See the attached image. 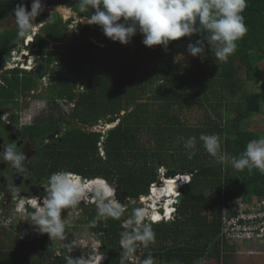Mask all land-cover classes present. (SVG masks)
Listing matches in <instances>:
<instances>
[{"label": "trees", "instance_id": "16d2710c", "mask_svg": "<svg viewBox=\"0 0 264 264\" xmlns=\"http://www.w3.org/2000/svg\"><path fill=\"white\" fill-rule=\"evenodd\" d=\"M44 1L48 7H66L82 19L91 15V11L79 12L77 0ZM17 3L19 0H0V24L15 20ZM27 3L30 10L31 0H27ZM243 15L249 31L238 42L237 51L227 63L216 60L206 46L207 59H189L187 66H184L185 62L173 64L177 46L195 43L201 39L198 35L171 41L167 49L163 46L149 48L143 45L140 34L134 36L129 44L123 45L105 37L99 26L88 24L80 26L78 35L67 44L65 40L72 20L64 23L61 17L53 16V21L46 23L42 29L45 37L38 35L35 39L34 50H37L33 51L42 59L46 58V64L42 63L37 68L42 75L57 76L58 82L49 89L47 97L77 102L73 119L87 127L97 125L104 117L108 118L107 124L119 122L106 138L100 132L88 133L73 125L68 127L60 139L39 146L38 173L47 179L53 172L68 169L84 177H101L114 181L128 199L136 201L148 195L149 186L158 182L160 167L181 175L191 174L193 180L182 192L177 219L170 224L153 225L155 242L166 244L172 239L179 248L157 256L149 248L146 252H151L154 258L167 256L169 261L177 260L183 264H195L200 259L210 257L219 259V247L221 243L224 244L220 237L225 204L236 199L248 202L252 195L263 197L264 174L257 169L252 172L247 169L239 171L232 164L226 166V171L221 165L206 166L204 160L207 156L203 155L204 151L200 152L199 145L202 144L199 135L206 134L203 129H186L183 132L187 137L197 134L198 150L193 159L189 160L186 153L178 155L176 150L182 149L184 142L174 150L168 141L170 137H177L172 133L182 132L175 127L180 122L167 113L156 118L153 146L139 144L138 137L149 112L146 104L142 103L144 99L159 101L164 105L187 103L189 109L194 103L201 107L209 105L215 112L224 105L228 115L225 124L217 126L216 130L224 138L225 151L232 157H239L250 140L260 137L244 129L243 123L250 117L263 115L264 80L260 92L245 94L243 101L233 99L243 92L246 83L260 81L256 68L264 61V0H248ZM49 17L48 14L38 17L36 22L40 23ZM16 34L17 26L2 32L0 30V70L6 67L12 51L23 41L17 40ZM54 63L58 64L56 69L51 67ZM3 82L0 99L12 102L18 95L23 97L37 89L38 79L16 69L5 72ZM77 88H83V92L78 93ZM227 97L233 103L226 104L224 100ZM130 109V114L123 118L121 113ZM47 110H51L47 119L40 118L41 121L29 130V135L34 139H44L58 129L54 124L55 116H51L54 108L50 106ZM232 112L235 113L234 117L230 116ZM130 119L135 120V123H131ZM220 126L224 128L219 129ZM99 144H103L106 152L104 161L99 157ZM173 150L176 154L168 155L167 151ZM205 169L210 172L201 175ZM121 222L103 221L107 228L100 227L97 230L105 233L108 264H120L121 254L117 249L119 234L125 231ZM2 230L4 234L7 233L6 229ZM24 244L26 247L23 252L16 248L7 252L0 247V264H66L68 254L59 258L54 256L50 262V247L41 241L27 239ZM27 250L39 252V259L30 258L25 253ZM69 255L79 259L76 255Z\"/></svg>", "mask_w": 264, "mask_h": 264}, {"label": "clouds", "instance_id": "9594fccd", "mask_svg": "<svg viewBox=\"0 0 264 264\" xmlns=\"http://www.w3.org/2000/svg\"><path fill=\"white\" fill-rule=\"evenodd\" d=\"M77 4L80 13L91 11V15L84 18L85 23L99 26L105 37L123 45L129 44L134 36L140 34L143 37V45L149 48L163 46L164 49H167L171 41L185 37L190 39L198 35L201 39L196 40L195 43L189 42L186 50L188 54L199 57L201 61L207 59V46V49L210 50L216 60L227 63L229 57L237 51L238 42L249 31L243 15L248 7V0H77ZM46 7L48 6L45 5L43 0H31L29 10L27 0H19L14 9L17 26L16 38L17 40L23 39L14 50L24 46L26 39H29V44L24 46L25 50L27 46H31L30 51L26 50L29 55L23 56L19 68L16 69L27 72L34 77L37 76V72H41L37 69L39 65L46 61V58L42 59L40 56L33 54V51L37 50V48L34 50L35 39L43 33L42 29L45 26H42L39 34L34 36L37 31L36 25L42 23L36 22L37 17L42 18L46 15L44 13L40 16ZM53 7L50 6L49 8L52 9ZM79 21L78 24H80ZM31 39L32 41H30ZM51 45L53 46V44ZM12 58L11 53V60L7 65L12 62ZM23 60H26V63L22 62ZM28 61H32L30 65ZM34 62H36V66L32 67ZM21 65H24V67L21 68ZM6 67L0 70L2 75H5L4 71H12H8ZM42 76L44 78L53 76L57 79V76L53 74ZM37 79L40 80L38 77ZM2 83L0 81V84ZM80 89L83 90V88H77L78 93ZM45 97L47 98V96ZM199 141L202 142L203 149L210 156L216 158L218 162L222 164L231 163L239 171L247 169L252 172L253 169H257L264 174V136L250 140L239 157H232L231 154L222 149L221 138L218 134L201 133ZM0 149H2L0 150V158L3 162L10 164L16 171L25 170V162L28 159L24 151L17 150L18 145L16 143L2 144ZM184 149L187 158L189 160L193 159L198 150L197 137H188L185 140ZM159 169L157 173L158 182L156 183L160 187L166 186L169 181H177L178 189L184 191L192 183L193 175L191 174L181 175L163 167ZM204 171H207L205 174L210 172L209 169ZM169 172H174L175 175L167 178ZM201 175L204 174L201 172ZM156 183L150 185L148 195L140 198L149 196L153 198L152 185H157ZM43 189V195L22 198L19 201L17 210L13 213L15 217L23 215L26 218L21 219V221L31 225L30 232L24 230V228L20 229V238L22 239L25 235L23 243L27 239L43 243L51 242L53 239L64 241L69 225L66 222L67 216L63 217L62 214L68 209L75 210L83 204L87 206L96 205V215L89 221V228H95L101 220H121V218H124L125 223L131 226L130 229L126 227V230L119 234L120 264H126V262H130V264H155V258L151 252L141 255L140 250L141 248L148 249L149 245L155 244L156 232L153 225L174 221L178 217L177 209L182 202L181 200L180 203H177L176 199L182 197V195L176 194L175 196L166 197L156 207H152L149 203L147 207H137L132 210L130 215H127V203L118 202L116 189L113 185L110 186L107 180L101 177L88 179L67 169L51 173ZM252 197L262 196L252 195L250 199ZM168 200L173 201L172 214L170 218H161V216H165L164 206ZM2 202L0 196L1 210L6 209L2 206ZM175 204H178V206L176 207ZM27 206L30 210L26 209ZM162 209H164V212L160 213ZM155 212H158L161 216ZM76 228L79 227L76 226ZM45 234H48L49 237L45 238ZM71 242L73 241L68 243ZM64 245L68 250L66 264L109 263V253L103 254V252L107 253L106 246H103L105 250H102L103 247L101 248L100 244L96 252L91 251V254H89L90 250L85 247H78L75 244ZM89 245L93 246V242L91 241ZM73 246L76 248L74 251L83 254V258L74 259L69 255L73 251ZM2 250L6 251V249ZM83 250L84 252H82Z\"/></svg>", "mask_w": 264, "mask_h": 264}, {"label": "rangeland", "instance_id": "374dc122", "mask_svg": "<svg viewBox=\"0 0 264 264\" xmlns=\"http://www.w3.org/2000/svg\"><path fill=\"white\" fill-rule=\"evenodd\" d=\"M43 12H45V14L50 15V17L47 18V21H45V22L42 21L43 23L52 22L53 16L61 17L63 19V22H66V23L70 22L72 20V22L70 23V25L68 27V36L66 37V40H65L67 42V44L69 43L70 40L74 39L75 36L78 35L79 29L81 26V23L77 24L78 21L81 19L79 14H75V13L71 12L70 9L65 8L63 6L62 7L54 6L52 9H50L49 7H46ZM69 19H71V20H69ZM82 22L84 23V19L82 20ZM84 24H87V23H84ZM40 26H41V24L36 26V27H40ZM12 27H16V20H11V21L0 24L1 32L4 29H8V28H12ZM65 41L63 43H65ZM187 44L188 43L181 44V45L177 46L178 52L174 58L173 64L185 62L184 66H187L189 59L195 58V57H193L187 53V50H186ZM42 63L46 64V62H42ZM34 66H36V62L33 63L32 67H34ZM56 66H57V64H54V65H52V68L56 69ZM256 69H257V75H258V78L260 79V81L246 83V85L244 86L243 92L241 94H239V96L236 99H233V101H243L245 99L244 98L245 94L248 95V94L260 92L261 82L264 80V61L261 63L260 66H257ZM4 73H5V71H4ZM56 80L57 79L53 78V76H51V78H48V76H47L46 78H44L43 81L39 80L38 84H37V89L35 90L34 98L32 100L28 99L27 102H24L22 104L23 108H25V110H26V111L24 110V112L27 115H33L32 120L35 123H39V121H41L42 118H44V120H46L47 115L50 114L51 110H47V108L50 109V107H46V104L48 103V99L45 96H46L48 90L52 87V85L54 83L58 82ZM50 83H51V85H50ZM82 92H83V90L80 89L79 93L81 94ZM25 96H29V94L25 95ZM31 97H33V95ZM58 100H59V102H55V100H53V101L51 100L53 103L52 107L54 108L52 113L54 114L56 119L60 116L61 120H65L66 118L64 117V115H65L64 113L71 114V111L76 112L77 108H75V102L69 103L67 101H62L60 99H58ZM233 101L229 97H227L224 100V102L226 104L227 103H233ZM142 103L146 104V107L149 110V112L147 114L148 118H145L146 123L144 124V129L141 131V134L139 135L138 140H139V144L147 145V147H151V146H153V144H155L154 136H155V131L157 129L155 127V121H156L157 117L159 118L158 115H160V117H161L162 114L167 113V115L169 117L174 116L180 122V124L178 126H175V127L179 130H182V132L179 134L172 133L171 135L177 136V137L175 139H172L170 137L169 139H171L172 141L171 140L168 141V143L171 142V145L174 147V150L176 147H179L178 145L182 144L183 142L185 143V140L188 138L185 135V133H183L186 129H195L196 128V129H199L200 131H201V129H203V130H205L204 132H206V134H213V133L218 134L216 127L219 125H222V124L224 125L225 124L224 123L225 118L228 115V113L226 112V107L224 105L222 108H220L219 110H217L215 112L206 103H204V105H207V106H204V107H201L200 105L194 103L191 109L188 108L187 103H177V104H171V105H164V103H162V102L152 101L149 99H146V100L144 99ZM130 112H131V109L129 111L125 110V112L121 113V116L123 115L122 117L125 118L126 116H128L130 114ZM218 113L220 114V117L218 116ZM234 114L235 113L232 112V113H230V116L234 117L235 116ZM45 116H46V118H45ZM40 118H41V120H40ZM70 118H69L70 120H67V119L66 120L68 122H76V123H74L76 128H82L84 131H86L88 133L101 132L103 134V138H106L108 135V130L113 129L115 126H117V124L119 122V121H117L116 123L109 125V124H107L108 119L104 120V118H103V120L99 121L97 125L87 127L85 125L80 124L75 119L72 120V117H70ZM44 120L42 122H44ZM130 122L134 124L135 120L130 119ZM243 125H244V129L251 130L252 132L257 133L258 136H260V137L264 136V108H263V115L250 117V119L245 121L243 123ZM67 128L68 127H64L63 130L66 131ZM164 128H166V127H164ZM223 128H224V126L219 127V129H223ZM166 135L168 136L170 134L166 133ZM196 135L197 134H194L195 137H196ZM219 136H220L221 142H222V149L225 150V145L223 144L224 138L221 137V135H219ZM199 145L201 147L200 152L204 151L203 155L207 156V158L204 160L205 161L204 164L206 166L216 167L218 165H221L223 167V170L226 171V166L231 165V163L230 164H228V163L222 164V163L218 162V160L216 158L210 156L203 149L202 144H199ZM32 146H33V144H32ZM32 146L30 145L29 147L31 148ZM35 148L37 151H39L38 145H36ZM28 150L31 151V149H28ZM174 150L173 151H167L168 155L173 154V153L176 154V152H174ZM184 150L185 149L183 147L182 149H179L176 151L178 152L177 153L178 155H183V154H185ZM98 153H99V157H101L102 161H104L106 159V152L103 148V144H99ZM37 155L38 154H34V155L30 156V159H32L35 156L37 157ZM36 160H38L37 165H36L38 167L39 166V158ZM36 160H34V162H32V160H31V166L33 168L35 167ZM232 172L234 173L233 170H232ZM86 178L91 179L92 177H86ZM156 184L158 185V183H156ZM115 187H118V186H115ZM182 192L183 191L181 190V193ZM149 199H151L150 196L145 197V198H139L137 201L128 199L130 202L127 203V205H126V207L128 209L127 215H130L132 210L137 208V207H144V208L147 207L149 203H147V202L143 203V202L145 200H149ZM6 207H7L6 209H2V210L0 208V247L2 249H6L7 252L12 251L15 248L18 251L23 252L25 250L26 244H24L22 241H20V232H21L20 225H18L17 219L13 214L14 211L11 210L12 208L9 207L8 205H6ZM96 211H97L96 205L87 206L86 204L79 206L75 210H73V209L66 210L65 217L67 216L66 222L69 225V227H68L69 230L67 229L68 233L66 232V239L64 241L53 239V241H51V242H48V241L44 242L45 244H47V246L50 247L49 249H50V252L52 253V258H49L50 262H52L55 257L59 258L63 255L68 254V250L64 244H66V245H69V244L74 245L75 244L78 247H80V246L85 247L87 250H90L89 254H91V251L96 252V250L100 244H101V248L103 246H105L104 244L107 241L105 238V233L103 231H97V230L100 227L101 228H107L106 223L104 226L103 220H101V221H99L101 223V225H99V222H98V224L95 228H89L88 227V223H89L88 218H90V220H91L96 215ZM146 211L148 212V210H146ZM29 216H30V214H29ZM24 218H26V217H24ZM121 220L123 221V222H121V227L124 230H126V227L128 229L131 228L130 225H127L125 223L124 218L123 219L121 218ZM108 221H114V220L108 219ZM24 223L26 225H28L27 222H24ZM25 224H22L24 230H27L28 232H30V230L32 228L30 226L27 227ZM167 224H170V223H167ZM76 226L79 228H76ZM2 229H6L7 233L4 234ZM24 230H22V231H24ZM45 235H46L45 238L49 237L48 234H45ZM70 241H73V242L68 243ZM91 241L93 242V246L89 245ZM99 241L101 242L100 244H99ZM261 244H262V242H256V244L251 243L250 245L244 246L242 244H240V245L229 244V243L224 241V244L221 243V246L219 247V251H220V258L219 259L216 257L203 258V259L196 261L195 264H264V247H261ZM101 248H100V250H101ZM177 248H179V245L174 243V241L172 239L167 241L166 244L155 242L154 245H149V249L153 250V254H155L156 256L159 254L165 255V253L172 251V250H176ZM75 249H76L75 246H73V251L70 254L76 255L79 258H83V254L77 253L76 251H74ZM117 249L121 254V249L119 247ZM148 250H147V252H148ZM82 252H84V250ZM147 252H146V249H144V248H141V250H140L141 255H144ZM25 253H27L28 256L30 258H32L33 260L39 259V252L33 253L32 251L27 250V252H25ZM103 254L106 255L107 253L103 252ZM137 254H139V252ZM128 264H130V262ZM155 264H183V263L178 262L177 260L169 261L167 256L166 257L164 256L162 258H155Z\"/></svg>", "mask_w": 264, "mask_h": 264}, {"label": "flooded vegetation", "instance_id": "af4514ba", "mask_svg": "<svg viewBox=\"0 0 264 264\" xmlns=\"http://www.w3.org/2000/svg\"><path fill=\"white\" fill-rule=\"evenodd\" d=\"M59 44V43H58ZM57 45V44H56ZM0 81L3 82V75H0ZM51 85V83H50ZM4 86V82L0 84V89ZM49 91V90H48ZM35 91H32L29 96L18 95V98L15 101H6L5 99H0V145H7L9 143H16L18 145L17 150L24 151L26 158L28 159L25 162V170L16 171L14 170L10 164L6 162L0 161V196L2 197V206L7 208L6 205L11 207L13 211L17 210L19 201L22 198H30L34 196L43 195L44 189L43 186L47 183V179L42 177L40 173H38V167L36 159L37 157H33L30 159V156L34 154H38L36 150V145L43 147L46 144H49L51 141L62 137L65 130L64 127H71L76 122H68L75 115L74 111H71V114L64 113V117L67 119L61 120L60 116L54 119V124L58 126V129L45 137L44 139H34L29 135V130L35 127L38 123H35L32 120L33 115H27L23 108V103L27 102L28 99L32 100L34 98ZM33 95V97H31ZM56 102H59L58 98H55ZM53 101V100H52ZM51 100H48L46 107L53 106ZM66 101V100H64ZM77 102H75L76 108ZM26 111V110H25ZM48 116V115H47ZM51 116H54L52 113ZM51 116L48 117L50 120ZM70 118V119H69ZM73 123V124H72ZM60 128V130H59ZM55 134V138L52 135ZM40 140V141H39ZM33 144V146H32ZM32 146L31 148L29 146ZM28 149H31L29 151ZM2 150V149H1ZM39 150V148H38ZM31 160L35 163V167L31 166ZM84 177V176H83ZM86 178V177H85ZM82 205V204H81ZM18 212V211H17ZM20 213V212H19ZM65 217V213L62 214ZM18 225H20V229L23 228L22 224H25V221H21V219H25L22 216L16 217ZM90 221V218H88ZM26 225V224H25ZM27 227L31 226L30 224L26 225Z\"/></svg>", "mask_w": 264, "mask_h": 264}, {"label": "built area", "instance_id": "2783aa9c", "mask_svg": "<svg viewBox=\"0 0 264 264\" xmlns=\"http://www.w3.org/2000/svg\"><path fill=\"white\" fill-rule=\"evenodd\" d=\"M44 13L45 12H42L40 16ZM79 23H83L82 20H80ZM41 27L42 26L37 27L34 36L39 34ZM28 40L29 39H26L24 46L29 44ZM30 41H32V39ZM24 46H20L12 52V62L6 67L8 71L19 68L23 56L28 54ZM22 62L26 63V60ZM31 62L32 61H28V64L30 65ZM20 67L22 68L24 65ZM157 186L159 185H152V190ZM221 220L222 229L220 238L222 242L225 241L229 244L236 245L242 244L244 246L250 245L251 243L256 244V242H262L261 247H264V197H252L248 202L242 199L227 202L223 208ZM24 239L25 235L22 239L20 238V241L23 242Z\"/></svg>", "mask_w": 264, "mask_h": 264}, {"label": "bare ground", "instance_id": "6f19581e", "mask_svg": "<svg viewBox=\"0 0 264 264\" xmlns=\"http://www.w3.org/2000/svg\"><path fill=\"white\" fill-rule=\"evenodd\" d=\"M45 21H47V19ZM45 24L46 23L42 22L41 26H44ZM81 25H88V24L81 23ZM36 26H38V25H36ZM167 183L168 184L166 186H163V187L157 186L156 188H154L152 191V193L154 195L153 198H151L149 201L145 200L143 203L147 202V203H150V205H152V207L153 206L156 207L166 197L175 196L176 194L182 195L181 190L178 189L179 185H178L177 181H175V182L169 181ZM172 204H173L172 200H168L167 203L165 204V206H164L165 207V216L164 217L161 216L158 212H155V213L159 214L161 216V218H165V217L170 218V216L172 214V209H171ZM156 211H158V210H156ZM172 222H169V223H172Z\"/></svg>", "mask_w": 264, "mask_h": 264}, {"label": "water", "instance_id": "95a60500", "mask_svg": "<svg viewBox=\"0 0 264 264\" xmlns=\"http://www.w3.org/2000/svg\"><path fill=\"white\" fill-rule=\"evenodd\" d=\"M45 3V2H44ZM41 36H43V37H45V34L44 33H41L40 34ZM26 50L27 51H30L31 50V46H27L26 47ZM0 75H1V72H0ZM37 77L40 79V80H42L44 77L42 76V74H41V72H37ZM123 116V115H122ZM108 118L107 117H104V120H107ZM52 137L53 138H55L56 136H55V134L54 135H52ZM1 150V149H0ZM207 171H203L202 172V174H205ZM175 175V173L174 172H169L168 174H167V178H169L170 176H174ZM108 183H109V185L110 186H114L115 187V182L114 181H108ZM115 189H116V198H117V200H118V202H120V203H124V204H126V203H129L130 201L127 199L128 197H127V195L125 194V193H123L122 192V190H121V188L120 187H115ZM181 200H182V197H178L177 199H176V201H177V203H180L181 202ZM175 206L177 207L178 206V204H175ZM26 209H28V210H30V208H29V206H27L26 207ZM164 212V209H162L161 211H160V213H163ZM176 216V215H175ZM102 250H105V247H103L102 248Z\"/></svg>", "mask_w": 264, "mask_h": 264}, {"label": "crops", "instance_id": "0c3cea01", "mask_svg": "<svg viewBox=\"0 0 264 264\" xmlns=\"http://www.w3.org/2000/svg\"><path fill=\"white\" fill-rule=\"evenodd\" d=\"M43 2H45V1L43 0ZM6 22H8V21H6ZM48 92H49V91H48ZM48 92H47V94H48ZM47 94H46V96H47ZM47 99H48V100H52L51 97H47Z\"/></svg>", "mask_w": 264, "mask_h": 264}]
</instances>
